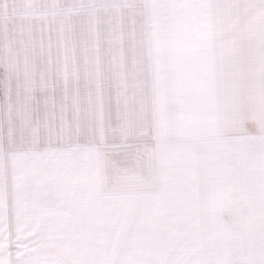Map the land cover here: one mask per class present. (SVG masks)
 <instances>
[{
    "label": "snow or ice",
    "instance_id": "1",
    "mask_svg": "<svg viewBox=\"0 0 264 264\" xmlns=\"http://www.w3.org/2000/svg\"><path fill=\"white\" fill-rule=\"evenodd\" d=\"M0 264H264V0H0Z\"/></svg>",
    "mask_w": 264,
    "mask_h": 264
}]
</instances>
